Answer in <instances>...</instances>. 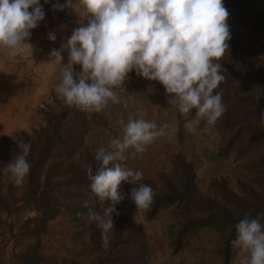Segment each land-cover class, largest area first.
Listing matches in <instances>:
<instances>
[{
  "label": "clouds",
  "instance_id": "9594fccd",
  "mask_svg": "<svg viewBox=\"0 0 264 264\" xmlns=\"http://www.w3.org/2000/svg\"><path fill=\"white\" fill-rule=\"evenodd\" d=\"M66 8H73V0L52 4L54 11ZM75 8L79 27L48 54L59 69L55 92L64 105L89 113L102 111L110 102L127 107V101L114 89H125L128 74L135 71L161 84L167 103L180 113L195 109L196 117L209 126L226 111L222 94L214 91L226 79L220 61L231 38L229 12L222 0H77ZM44 17L40 0H0V49L5 59L33 52L34 46L28 42L31 30ZM48 39L55 41L56 34L49 32ZM121 124L122 137L96 152L99 167L95 174L91 166L86 170L101 211L89 207V202L84 207L89 221L100 230L104 249L110 245L113 216L119 215L116 205L125 199L118 190L122 182L133 186L129 198L136 209L146 210L153 202L152 187L137 184L142 173L121 162L143 154L157 138L167 135V125L158 128L145 119L129 118L126 125ZM19 147L21 151L3 168L16 186L24 184L31 169V142ZM235 229L231 244L243 254L239 264H264V224L246 213Z\"/></svg>",
  "mask_w": 264,
  "mask_h": 264
},
{
  "label": "rangeland",
  "instance_id": "374dc122",
  "mask_svg": "<svg viewBox=\"0 0 264 264\" xmlns=\"http://www.w3.org/2000/svg\"><path fill=\"white\" fill-rule=\"evenodd\" d=\"M249 1L261 13L260 25H254L253 15L240 0H222L229 12L227 23L231 39L228 41L229 49L220 61L221 64L234 60V56L236 60H241L239 52L242 54L243 50L239 51V49L243 43L237 41L244 36L243 39L248 40L253 34H256L262 45L258 56L264 58V0ZM76 2L77 0H73L72 9L54 11L53 3L64 4L66 0H49L48 6L51 7L48 8L46 18L44 17L46 19L44 26H49L53 12L57 17L66 14L72 29L79 27L81 20L79 11L75 8ZM242 34L244 36L241 37ZM29 57L25 55L22 63L29 60ZM20 62L18 57L5 59L4 50H0L1 97L10 96L12 87L17 88L18 78L23 77L18 74ZM28 64L31 65V61ZM22 67V74H26L29 66ZM246 72H251V69ZM125 82L127 83L125 89H114V91L127 101V107L110 102L98 112L104 123L92 125L83 136V144L91 152H97L100 148L108 149L112 139L122 137L121 122L126 125L129 118L145 119L154 122L158 128L167 125L165 129L167 135L157 138L147 146L143 154L121 162L128 168L142 173L143 179L137 184L149 179L155 186H159L158 173L161 171L167 174L173 173L176 157L180 156L191 162L195 185L205 194H217V186L213 181L220 179L225 181L227 188L237 192H239V183L249 185L256 190L264 186L262 173L256 174L248 165L251 160L255 162L258 151L236 154L239 144L237 141L235 145L230 146L227 153L219 154L218 150L222 148L226 134L229 133L227 128L223 127L221 131L216 124L209 126L204 119L196 117L195 109L188 114L180 113L176 106L167 103L168 95L161 84L149 81L135 71L128 74ZM149 88L152 89L151 93L147 91ZM231 89L226 84L215 91L221 93L222 98L225 96L224 104L233 97ZM54 95H57L55 91L49 92V100L36 106L35 111L38 115H35L27 128L17 129L29 130L30 127L44 124L41 110L56 107ZM248 134H251V131ZM4 178L9 179L6 172L2 175V179ZM10 186L13 187L10 196H7L2 189V195L5 196V202L10 209H0V264H28L23 262L19 255L32 246L39 255V259L33 264H111L121 252L132 254L133 264H239V258L243 255L232 246L230 259L223 262L219 253L222 246L220 234L207 225L195 228L181 239L178 247L174 248L175 231L179 228L180 217L173 215L175 211L173 206L159 207L152 216L146 218L147 209H136L129 198L133 186L126 182H122L118 189L125 194V199L116 205L119 215L113 216L114 230L110 233V245L107 249L102 247L100 230L88 219V209L74 211L62 207L57 214L46 220L43 231L31 235L26 233V229L32 225V222L28 220L25 224L24 221L30 219L34 211L28 206L21 205L23 201L19 198L24 184L16 186L10 183ZM95 202L93 209L101 211L97 198ZM122 221L125 224L129 222L138 224L139 228L130 234L127 243L120 239L114 243L115 226ZM35 241L36 245L33 244Z\"/></svg>",
  "mask_w": 264,
  "mask_h": 264
},
{
  "label": "trees",
  "instance_id": "16d2710c",
  "mask_svg": "<svg viewBox=\"0 0 264 264\" xmlns=\"http://www.w3.org/2000/svg\"><path fill=\"white\" fill-rule=\"evenodd\" d=\"M240 1L253 15L254 25H260L259 10L249 0ZM244 37L237 41L243 43L239 49L243 50L242 54L239 52L241 60H236L233 54L234 60L221 64L226 79L218 88L228 84L232 88L230 91L233 97H229L228 103L224 104L226 111L215 123L221 131L224 127L229 132L218 153H227L237 141L239 144L236 154L258 151L255 162L251 160L248 165L256 174L262 173L264 177V58L258 56L262 45L256 34L248 40L243 39ZM250 69L251 72L247 73L246 70ZM123 86L127 87V83ZM54 100V109L41 110L44 124L0 135V209H10L2 195V189L7 196L11 195L13 189L9 179H2L3 168L21 151L20 144L31 142L28 156L31 169L19 196L23 201L21 205L34 211V215L24 221L25 224L28 220L32 222L26 229V233L31 235L43 231L46 220L57 214L62 207L82 211L88 209L84 207L85 202H89V207L92 208L96 204L86 170L91 166L95 174L99 162L95 160L96 152H91L83 144V136L92 125L103 124L104 119L97 112L89 113L75 106L64 105L57 95H54ZM222 100L226 101L225 96ZM249 131L251 134H248ZM174 165L173 173H158L159 186H155L149 179L141 182L150 185L154 192L153 202L145 212V217L152 216L159 207L173 206V215L180 217L179 228L175 231L174 248L195 228L204 225L214 228L221 238V259L227 262L232 255L231 241L236 238L235 226L244 215L247 213L251 218H259L264 224V186L256 190L239 183L237 192L227 188L225 181L220 179L213 181L218 193L209 195L197 189L190 161L177 156ZM137 228L138 224L119 222L113 232L116 238L114 243L118 239L127 243L130 234ZM33 244L36 245V241ZM28 249L19 256L23 262L33 264L37 262L39 255L33 246ZM131 256L129 252L118 253L111 264H133Z\"/></svg>",
  "mask_w": 264,
  "mask_h": 264
},
{
  "label": "crops",
  "instance_id": "0c3cea01",
  "mask_svg": "<svg viewBox=\"0 0 264 264\" xmlns=\"http://www.w3.org/2000/svg\"><path fill=\"white\" fill-rule=\"evenodd\" d=\"M40 3L43 5L46 15L51 6L49 7L48 3L45 4L44 0H40ZM45 20H42L37 28L31 30V38L28 42L34 46L33 52L17 56L18 61H21L18 74L20 77L23 76L18 78L17 88L13 86L10 96L6 98L0 96V134L9 133L17 128H27L35 115H38L35 111L36 106L49 100V92L55 91L60 79L59 69L49 61L48 54L51 49H59L60 44L66 42L69 33L71 35L73 30L72 25L64 13L61 17H57L52 12V19L48 27L44 26ZM49 32L56 34L55 41L48 39ZM25 55L30 56L29 60L22 63L25 60ZM62 55L66 63L67 52H63ZM29 61H31V65L28 64ZM24 65L29 66V71H26V74L21 72Z\"/></svg>",
  "mask_w": 264,
  "mask_h": 264
}]
</instances>
